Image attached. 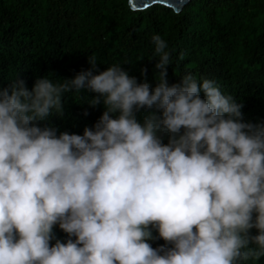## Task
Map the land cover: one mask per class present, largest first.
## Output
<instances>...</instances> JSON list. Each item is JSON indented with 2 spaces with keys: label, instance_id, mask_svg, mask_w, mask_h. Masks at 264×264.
Listing matches in <instances>:
<instances>
[{
  "label": "clouds",
  "instance_id": "obj_1",
  "mask_svg": "<svg viewBox=\"0 0 264 264\" xmlns=\"http://www.w3.org/2000/svg\"><path fill=\"white\" fill-rule=\"evenodd\" d=\"M152 42L154 89L120 65L94 71L95 57L63 83L0 87V264H255L264 256V124L245 121L243 103L214 80L189 72L169 85L168 45L158 34ZM82 89L96 94L91 107L104 106L92 128L57 134L38 125L63 118L64 94ZM155 239L165 243L154 248Z\"/></svg>",
  "mask_w": 264,
  "mask_h": 264
},
{
  "label": "trees",
  "instance_id": "obj_2",
  "mask_svg": "<svg viewBox=\"0 0 264 264\" xmlns=\"http://www.w3.org/2000/svg\"><path fill=\"white\" fill-rule=\"evenodd\" d=\"M128 1L0 0V87L23 80L31 90L39 77L63 83L89 69L88 58L95 57L94 71L120 65L154 89L159 70L152 37L158 34L170 52L169 85L189 72L198 81L214 80L223 94L243 103L245 121L264 124V0H191L180 12L161 4L132 10ZM94 95L87 89L65 93L64 117L38 125L82 135L104 111L103 104H88ZM54 232L62 242L68 239L58 225ZM153 235L158 237L154 229ZM148 242L154 248L165 243ZM255 264H264V256Z\"/></svg>",
  "mask_w": 264,
  "mask_h": 264
},
{
  "label": "water",
  "instance_id": "obj_3",
  "mask_svg": "<svg viewBox=\"0 0 264 264\" xmlns=\"http://www.w3.org/2000/svg\"><path fill=\"white\" fill-rule=\"evenodd\" d=\"M191 0H129L128 4L132 10L145 9L154 4H161L180 12Z\"/></svg>",
  "mask_w": 264,
  "mask_h": 264
}]
</instances>
